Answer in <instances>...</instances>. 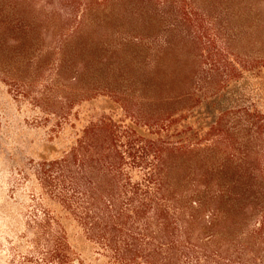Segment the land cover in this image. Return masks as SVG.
<instances>
[{"label":"trees","instance_id":"16d2710c","mask_svg":"<svg viewBox=\"0 0 264 264\" xmlns=\"http://www.w3.org/2000/svg\"><path fill=\"white\" fill-rule=\"evenodd\" d=\"M150 1L85 3L67 33L0 11V79L54 120L16 263L264 264V57L233 53L195 0L153 48Z\"/></svg>","mask_w":264,"mask_h":264},{"label":"rangeland","instance_id":"374dc122","mask_svg":"<svg viewBox=\"0 0 264 264\" xmlns=\"http://www.w3.org/2000/svg\"><path fill=\"white\" fill-rule=\"evenodd\" d=\"M73 1L74 6H69L67 0H0V11L13 19L15 11L16 14L20 12V7L31 19H40L52 12L55 13L56 25L61 26L60 31L67 33L75 22L64 24L63 20L80 16L85 3L95 0ZM167 1L163 4L162 0L147 2L146 24H137L138 28L136 23L133 24L134 28L143 30L149 46L153 48L164 45L167 36L179 43V22H176L178 25L174 23L182 3L179 4V0L175 4L172 0ZM126 2H136L138 7L141 5L140 0ZM194 4L204 25L218 31L222 29L229 36L233 53L264 57V0H195ZM33 34L36 35L34 30ZM34 41L36 45L27 51L31 57L38 53L39 48H45L47 41L50 42L49 39L44 42L40 35ZM28 100L16 98L9 85L0 79V264H18L10 248L26 231L31 199L40 192L32 161L39 160L38 155L43 153L45 146L54 145L49 141L54 120L44 123L42 109ZM89 104H82L87 111L102 107L99 102ZM55 143L60 144V140ZM86 256L90 258L91 254Z\"/></svg>","mask_w":264,"mask_h":264}]
</instances>
